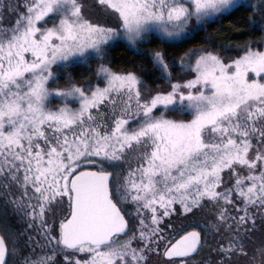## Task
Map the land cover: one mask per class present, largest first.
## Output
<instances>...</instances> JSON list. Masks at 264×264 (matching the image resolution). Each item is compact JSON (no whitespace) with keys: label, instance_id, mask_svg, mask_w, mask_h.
I'll return each mask as SVG.
<instances>
[{"label":"snow or ice","instance_id":"1","mask_svg":"<svg viewBox=\"0 0 264 264\" xmlns=\"http://www.w3.org/2000/svg\"><path fill=\"white\" fill-rule=\"evenodd\" d=\"M0 264H264V0H0Z\"/></svg>","mask_w":264,"mask_h":264},{"label":"trees","instance_id":"2","mask_svg":"<svg viewBox=\"0 0 264 264\" xmlns=\"http://www.w3.org/2000/svg\"><path fill=\"white\" fill-rule=\"evenodd\" d=\"M225 25L228 23V21H223ZM215 27V25H213ZM232 39L234 42H241L244 39H247L246 36L242 35L241 32H234L232 33ZM113 56L115 58L114 60V66L117 68H123L125 66L131 67L129 64V61L134 58L132 52H126L124 51V48L121 46L119 48H116L113 52Z\"/></svg>","mask_w":264,"mask_h":264}]
</instances>
